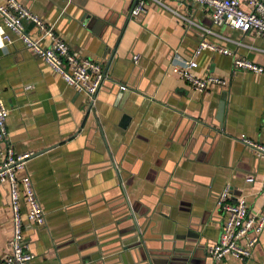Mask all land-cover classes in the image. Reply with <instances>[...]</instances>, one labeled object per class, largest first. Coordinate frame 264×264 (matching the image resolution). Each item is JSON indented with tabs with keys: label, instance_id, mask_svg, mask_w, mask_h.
<instances>
[{
	"label": "crops",
	"instance_id": "crops-1",
	"mask_svg": "<svg viewBox=\"0 0 264 264\" xmlns=\"http://www.w3.org/2000/svg\"><path fill=\"white\" fill-rule=\"evenodd\" d=\"M18 1L106 76L92 98L78 92L0 18L12 39L0 47L8 141L16 153L34 152L17 175L30 176L45 215L42 225L23 221L31 264H264V231L247 260L207 253L223 223L215 198L225 185L251 212L264 205V158L240 140H264V72L233 67L238 57L264 68V35L214 25L209 7L188 0H147L138 18L135 0ZM201 41L233 55L195 57ZM175 55L228 85L194 90L173 72ZM115 80L132 90L118 93ZM12 216L0 183L1 256Z\"/></svg>",
	"mask_w": 264,
	"mask_h": 264
},
{
	"label": "built area",
	"instance_id": "built-area-1",
	"mask_svg": "<svg viewBox=\"0 0 264 264\" xmlns=\"http://www.w3.org/2000/svg\"><path fill=\"white\" fill-rule=\"evenodd\" d=\"M205 5L211 10L214 25H226L242 32H254L264 35V2L262 0H188ZM147 0H135L130 16L138 18L146 12ZM242 2L249 9L242 7ZM0 18L4 26L19 38L27 48L43 59L63 81L92 98L99 90L106 76L101 65L89 58H79L71 50L66 41L58 37L53 25H46L35 13L31 12L18 0H5L0 5ZM27 24L36 28V37L27 30ZM49 40L47 45L43 40ZM12 42L8 33L0 30V47ZM218 51L224 55L233 53L226 48H219L206 41L199 42L194 50L197 57L203 50ZM138 56H133L134 62ZM173 72L196 91H204L210 86H227L226 78L207 74L199 76L195 73L198 63L195 58L183 59L175 55L170 60ZM234 70L263 73L264 68L247 59L233 57ZM8 109L0 97V143L4 146V157L0 161V183H7L10 191L12 210L13 236L9 241V251L0 255V264H31L34 254L24 242V219L35 225L45 222L44 210L39 202L32 180L28 174L21 176L17 172L25 169L33 151L16 153L8 141L6 117ZM243 144L248 146L257 157L264 158V140L258 142L245 135L240 136ZM253 178H247L252 181ZM231 186L225 185L216 195L215 204L222 215L223 223L216 241L207 247L208 256L219 262L230 256L244 261L249 259L264 231V205L256 212H251L245 197H232ZM23 204V205H22ZM24 207V209H23Z\"/></svg>",
	"mask_w": 264,
	"mask_h": 264
},
{
	"label": "water",
	"instance_id": "water-1",
	"mask_svg": "<svg viewBox=\"0 0 264 264\" xmlns=\"http://www.w3.org/2000/svg\"><path fill=\"white\" fill-rule=\"evenodd\" d=\"M104 73H105V71H104ZM114 82L118 84V86L120 88V90L118 91V93H120V94L121 93L122 94H125V93H128V91L130 92V90H132L130 87H128V86H126V85H124V84H122L120 82H117L116 80Z\"/></svg>",
	"mask_w": 264,
	"mask_h": 264
}]
</instances>
